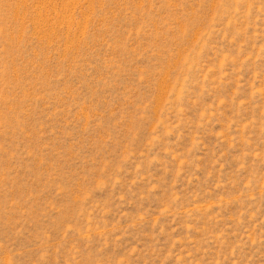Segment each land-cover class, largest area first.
Returning a JSON list of instances; mask_svg holds the SVG:
<instances>
[{"label":"rangeland","instance_id":"obj_1","mask_svg":"<svg viewBox=\"0 0 264 264\" xmlns=\"http://www.w3.org/2000/svg\"><path fill=\"white\" fill-rule=\"evenodd\" d=\"M0 264H264V0H0Z\"/></svg>","mask_w":264,"mask_h":264}]
</instances>
